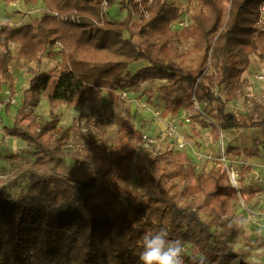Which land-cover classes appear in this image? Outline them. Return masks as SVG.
Wrapping results in <instances>:
<instances>
[{
  "label": "trees",
  "instance_id": "16d2710c",
  "mask_svg": "<svg viewBox=\"0 0 264 264\" xmlns=\"http://www.w3.org/2000/svg\"><path fill=\"white\" fill-rule=\"evenodd\" d=\"M42 1L39 17L16 27L0 25V48L18 44L15 56L0 50V95L4 86L8 102L16 95L11 61L40 65L44 53L61 56L48 71L27 69L31 77L17 108L19 119H30L44 98L50 120L2 128L33 154L0 184V264H138L142 236L161 227L169 239L193 247L183 254L184 264H262L249 258L245 245L235 247L243 236L235 211L238 192L246 202L256 194L251 186L243 191L249 166L238 170L237 190L223 165L198 171L185 151H170L168 158L139 154L132 144L141 142L142 132L129 113L117 123L111 151L84 142V156L76 158L79 169L64 166L61 139L48 135L55 129L56 107L84 106L103 93L118 106L123 102L118 90L145 82L148 102L160 94L163 116L205 102L211 121L202 123L213 141L228 129L264 133V101L240 113L226 110L244 86L250 55L264 61V30L256 26L263 0H230L229 6L198 0L190 24L179 32L170 28L178 7L167 0H120L126 10L122 20H111L102 10L103 1L110 6L114 0ZM133 15L139 18L138 41L132 34L124 37ZM139 61L148 65L131 72L129 65ZM159 80L166 83L156 84ZM259 146L264 150V139L253 136L247 146L228 143L226 154L250 158L259 155ZM7 157L21 161L17 154ZM133 171L137 182L131 187ZM21 183L13 197L10 190Z\"/></svg>",
  "mask_w": 264,
  "mask_h": 264
},
{
  "label": "rangeland",
  "instance_id": "374dc122",
  "mask_svg": "<svg viewBox=\"0 0 264 264\" xmlns=\"http://www.w3.org/2000/svg\"><path fill=\"white\" fill-rule=\"evenodd\" d=\"M11 1L13 2L14 0ZM167 2L178 7V14L176 16L178 17L187 0H181L182 4H180V0H167ZM223 2L227 6L230 5V0H223ZM197 4L198 0H195L193 6L188 9L187 13L190 17ZM35 9V12L31 16L38 14L37 7ZM108 14L112 16L111 18L122 20L126 14V10L120 8V0L118 2L113 1L112 5L108 7ZM132 20L134 22H132L129 31L125 32L124 35L127 37L132 34L133 39L138 41L136 33L139 18L138 16H133ZM183 28L171 30L179 32ZM59 47L60 44L58 42V45L55 44V49ZM0 50L7 51L15 56L18 51V44L10 42L6 46H2ZM60 58L61 56L58 54L51 55L50 53H44L41 56L40 65L36 62L25 63L24 61L18 62L15 60L10 62L9 69L14 77L16 95L8 102L7 89L4 86L2 87L0 95V184L11 178V170L14 165L29 161V159H32L33 154V149L28 147L22 139L5 134L2 128L4 126H11L14 122H18L21 126L26 127L28 124L42 125L50 120L48 116L49 105L44 98H41L31 113H29L30 119L21 120L17 115V108L21 101V92L28 86L31 77L27 69L38 68L39 71H48L57 66ZM143 64L148 65V62H133L129 65L128 69L134 72L143 66ZM242 78L245 81L244 86L239 95L226 104L227 111L235 113L244 112L254 103H262L264 101V61H259L255 54H251L250 65L243 73ZM165 83L166 80L156 82L158 85ZM148 86L149 84L145 82L140 86L130 85L128 89L122 90L125 92V95H121L123 102L118 106L111 103L105 93H103L100 98L89 101L84 106L69 107L60 105L56 107L55 129L48 135V138L52 141H55L57 138L61 139L60 152L62 153L64 166L79 169L80 164L76 158L82 159L84 156L83 146L85 141L90 142L93 146L103 147L104 149L108 148L111 151L117 123L129 113L134 126L142 134L154 140L149 144L138 145V142L133 143L135 152L149 157L159 155L168 158L171 155L170 151L176 153L185 151L189 161L195 165L198 171L209 170L222 164L228 166L231 172L234 171L235 178L238 180V170L247 163L241 159H239L241 161L234 160L235 158H232L233 155L229 156V154H226V145L230 143L234 146L242 147L249 142L252 132L232 129L223 130L220 132L219 139L213 141L209 134V127L202 123L203 121L207 123L211 121L206 112L205 102L196 103L195 107L191 110L180 109L178 115L172 116L168 114L167 116H163L164 104L160 99V94L156 92L151 99L152 101L148 102V96L144 91ZM119 92L120 90L117 91L118 94ZM220 94L223 95V92H220ZM7 102L9 104L8 109H6ZM79 115H82L80 124L76 121ZM192 127H194V131H191ZM262 136L264 137L263 132ZM180 143L183 145L182 148L179 147ZM187 148H193L191 149L192 152ZM10 154H17L21 157V161L9 159L7 156ZM204 156L206 157L202 160ZM251 168L252 171L250 170L244 176L245 186L243 187V191H247L249 186L256 189L253 201H257V205L261 206L260 209L264 213V173H261L264 172V156L257 163L253 164ZM136 182L137 175L133 171L132 179L128 181V185L134 187ZM23 186L24 183H21L20 186L11 189L12 196L16 197ZM238 209V207L235 208L236 213L239 212ZM239 216L242 220V213ZM201 218L204 221L209 220L208 215H201ZM253 232L254 235L247 229H243V236H247V240L243 236H239L235 247L240 244L245 245L248 247L250 253L249 258L264 264V223L263 225L260 223V227ZM185 247L187 250L186 254L193 251L191 244L185 243Z\"/></svg>",
  "mask_w": 264,
  "mask_h": 264
},
{
  "label": "crops",
  "instance_id": "0c3cea01",
  "mask_svg": "<svg viewBox=\"0 0 264 264\" xmlns=\"http://www.w3.org/2000/svg\"><path fill=\"white\" fill-rule=\"evenodd\" d=\"M114 1L118 2L119 0H114ZM35 7H37V13L39 15H41V13L45 10V4L43 3L42 0H37V2L35 4H27V5H25L21 0H14L13 2L12 1L7 2L6 0H0V25L3 22H8L10 27H16V26H20L24 22L30 21L32 18H35L36 16L38 17V14L35 16H31L33 14V12H35V10H36ZM133 16L137 17V15H133ZM108 17L111 20H118L115 18H111L112 16L109 14H108ZM132 22H134V21L131 19L130 25L132 24ZM124 37H126V36L124 35ZM127 37H129V35ZM143 66H145V64H143ZM232 130H237V129H232ZM237 131H250V132H252V135L250 137L249 142L246 143V145H244V146L251 144V139L253 136H256L260 139H264V137L262 136V132H261L262 130L260 128H255V129L246 128V129L237 130ZM187 149L191 150L193 148H187ZM197 150H198V148H197ZM191 152H192V150H191ZM206 156H208V155H206ZM206 156L202 157V160ZM229 156H231V154ZM263 156H264V150L262 149V146H259V155L258 156H253L250 158H244L242 156L233 155L232 158L233 159L235 158L234 160H237V161H241V160L246 161V163H247L246 165L249 166L250 170L252 171L251 166L253 164L257 163V161L259 159H261ZM239 159H241V160H239ZM246 165H244V166H246ZM261 173H264V172H261ZM243 200L245 201L244 198H243ZM253 200H254V198L249 202H246V201L245 202L249 205H252L256 209L257 213L260 214V217H259L261 219L260 223L263 225L264 213L260 209L261 206L257 205V201H253ZM238 202H239V200L237 201L235 208L238 207L239 212H237L236 215H237V217H239L241 219L239 214L242 213V227H243V229H245V230L247 229L250 233H252L254 235L253 231L257 230V228L260 227V224L258 225V224H245V223H243V219L245 217V215H244L245 210L238 204Z\"/></svg>",
  "mask_w": 264,
  "mask_h": 264
},
{
  "label": "clouds",
  "instance_id": "9594fccd",
  "mask_svg": "<svg viewBox=\"0 0 264 264\" xmlns=\"http://www.w3.org/2000/svg\"><path fill=\"white\" fill-rule=\"evenodd\" d=\"M163 227L142 236L138 264H184V247L180 240L169 239Z\"/></svg>",
  "mask_w": 264,
  "mask_h": 264
},
{
  "label": "built area",
  "instance_id": "2783aa9c",
  "mask_svg": "<svg viewBox=\"0 0 264 264\" xmlns=\"http://www.w3.org/2000/svg\"><path fill=\"white\" fill-rule=\"evenodd\" d=\"M152 0H149V2H151ZM192 1V2H191ZM195 2V0H187V3L184 4L183 6V10L179 13V16L176 17L175 19H173L170 22V27L172 29H177V28H183L188 26V24L190 23V15L187 13L188 9H190L193 6V3ZM180 4H182L181 0H180ZM108 3L106 1L103 2L102 4V10L104 12H108V7L107 6ZM256 26L258 28H260L261 30H264V0L258 4L257 6V18H256ZM56 45H58V42L55 43ZM120 95H125L124 91H120L119 92ZM154 140L150 137H148L145 134H142L141 137V142L138 143L139 144H149L152 143ZM179 147H183V145L180 143ZM180 148V149H181ZM222 165V164H221ZM226 172L229 175V181L231 183V185L238 190V180L235 178V173L234 171H230L229 167L226 165H223ZM238 197H239V202L238 204L245 210V217L243 219V223L245 224H260L261 219L260 214L257 213L256 209L252 206L247 204L242 196L240 195V193L238 192ZM184 247V252L183 254H186L187 250L185 245H183Z\"/></svg>",
  "mask_w": 264,
  "mask_h": 264
}]
</instances>
